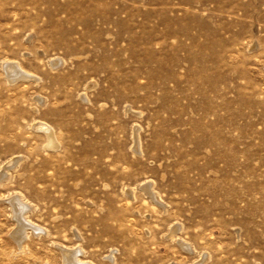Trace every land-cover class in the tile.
<instances>
[{"label": "rangeland", "instance_id": "374dc122", "mask_svg": "<svg viewBox=\"0 0 264 264\" xmlns=\"http://www.w3.org/2000/svg\"><path fill=\"white\" fill-rule=\"evenodd\" d=\"M0 176V264H264V0H0Z\"/></svg>", "mask_w": 264, "mask_h": 264}, {"label": "bare ground", "instance_id": "6f19581e", "mask_svg": "<svg viewBox=\"0 0 264 264\" xmlns=\"http://www.w3.org/2000/svg\"><path fill=\"white\" fill-rule=\"evenodd\" d=\"M54 60V59H53ZM56 60V59H55ZM61 61V60H60ZM54 62V61H53ZM17 64V63H16ZM16 64H15V62L14 63H5V65H3V67L4 66H6V70H9L10 71V73L9 74H11L10 76H12V75H16V74H19V75H27V74H25L24 72H22V71H20V68H18L17 66L19 65V64H17V66H16ZM22 68V67H21ZM30 75H32V74H30ZM13 80V79H12ZM42 124H44V123H42ZM43 126V125H42ZM48 126V125H47ZM47 126H44V127H46V129H49V127H47ZM37 127V126H36ZM43 127V128H44ZM38 128V127H37ZM40 129V128H39ZM41 129H42V127H41ZM43 130V129H42ZM49 131V130H48ZM52 132V131H51ZM47 133V132H46ZM48 134H50V131L48 132ZM53 134V133H52ZM54 135V134H53ZM48 137H49V135H48ZM50 137H52V135L50 136ZM48 139V138H47ZM50 140V142H52V139H49ZM48 140V141H49ZM54 140H55V137H54ZM53 140V141H54ZM48 143V142H47ZM56 144V143H55ZM50 145V144H49ZM136 146H137V143H136ZM11 160V159H10ZM16 163V162H15ZM9 164V163H8ZM10 166V165H9ZM3 174H5V173H3ZM3 174H2V176H3ZM1 177V176H0ZM2 179V178H1ZM148 181V180H147ZM151 182V181H150ZM150 182H144V183H146L145 184V186H144V188H142V189H146L148 192H149V194H150V196H151V198L152 199H154L155 200V198H156V194L153 192V191H151L150 190ZM142 186V185H141ZM153 186V185H152ZM133 191V190H132ZM147 191H146V193H147ZM21 197V196H20ZM157 199V198H156ZM11 200H12V198H11ZM158 200V199H157ZM156 201V200H155ZM154 201V202H155ZM11 202V201H10ZM157 202V201H156ZM162 202V201H161ZM12 205H14V215H16L15 216V219L17 218L18 220H19V223H18V227H17V229H16V231L14 232V239H16L17 241H15L17 244L18 243H20L21 241H22V239H23V237H24V234L26 233L25 231H26V228L27 227H33V225H35V224H30V220L28 221V220H26V219H24L23 218V213H25V211L27 210L26 208H30V207H28L29 205H27L26 203L24 204L21 200H20V198H19V196H17V195H15L14 197H13V200H12ZM31 206V205H30ZM30 210V209H29ZM28 212V211H27ZM24 216H25V214H24ZM16 219V220H17ZM16 225H17V223H16ZM38 226V225H37ZM175 226V225H174ZM179 227H180V225H178ZM36 227V226H35ZM33 229V228H32ZM179 229V228H178ZM29 230H31V229H29ZM34 230H35V228H34ZM33 231V230H32ZM37 231V230H36ZM172 232H174V231H171V233ZM174 234H176V232L174 233ZM26 235V234H25ZM13 236V235H12ZM27 236V235H26ZM185 246L184 247H186V242H185V244H184ZM189 247V246H188ZM76 249V251H67V249L65 250V254H64V263L65 264H87V263H85V262H78L76 259H77V249H79V251H80V248H75ZM192 250V249H191ZM80 252H78V254H79ZM200 260H202V259H200ZM89 264V263H88ZM199 264V263H198Z\"/></svg>", "mask_w": 264, "mask_h": 264}]
</instances>
